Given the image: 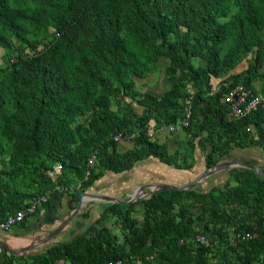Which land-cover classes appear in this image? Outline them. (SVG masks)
I'll return each mask as SVG.
<instances>
[{
    "label": "trees",
    "instance_id": "obj_1",
    "mask_svg": "<svg viewBox=\"0 0 264 264\" xmlns=\"http://www.w3.org/2000/svg\"><path fill=\"white\" fill-rule=\"evenodd\" d=\"M230 5L235 12L225 22L218 21L226 16ZM39 26L52 29L45 33L42 48L29 55L17 53L5 67H0V139L11 143L14 161L30 163L37 195L30 194L28 202L21 205L25 194L9 184L8 172L0 170V221L47 191L48 195L55 192L53 182L45 174L54 163L61 164L58 182L80 185L77 190L65 192L68 211L74 208L79 194L89 190L105 170L121 175L140 161L154 159L165 168H172L178 177H192L182 183L150 184L181 186L195 180L196 170H191L186 160L197 139L210 144L221 160L264 168V158L248 152L251 143L264 149V107L234 118L228 116L226 105L220 102V91L212 94V100L201 98L198 91L192 96L188 124L183 127L189 136V148L182 154L177 149L168 153L164 144L150 140L146 132L150 121L159 128L178 120L182 109L177 98L182 95L175 86L177 79L167 75L164 81L168 89L160 95L140 93L134 83V78L155 71L154 62L160 56L168 59L169 67L186 70L194 79L199 78V69L192 66L190 57L197 54L205 61L206 76L213 77L225 68H233L253 49L259 60L264 50V40L258 35L264 31V0H0L1 48H11V37L33 48L37 40L29 41L26 36L34 34ZM231 37L233 42L219 57L223 44ZM196 45L203 46L204 52H198ZM256 75L254 68L247 67L241 81L233 75L227 83H241L253 93L264 95V91H256L251 85ZM261 77L264 80V73ZM119 94L129 99L130 116L120 109H111L110 97ZM131 102L142 107L140 115L132 111ZM77 117L86 120L74 123ZM123 128L133 136L137 131L132 138L135 147L118 152L111 137ZM248 131L253 132L250 135ZM93 151L95 159L87 165L85 158ZM204 162L207 168L214 164L210 155L204 157ZM225 172L234 185L212 192L210 189L223 181ZM210 175L188 189H163L143 199L139 234L133 228L135 219L128 217L130 204L106 202V211L118 216L131 232L130 236L122 234L126 248L115 245L103 226L86 238L79 226L72 225L66 231L67 224L56 234L63 235L61 240H44V248L31 253L26 264H106L116 259L121 260L120 264H187L191 251L201 258L219 254L223 261L231 263L220 250L221 244L235 255L242 251V256L235 258L244 260L232 264H249L246 255L249 251H262L264 244L254 242L261 236L248 223L229 239L205 223L204 232L216 240L210 246L194 248L188 243L193 237V224L201 215L215 211L223 225L233 223L241 207L234 210L228 206L230 203L241 205L252 200L250 211L256 214L264 199V187L253 192L256 174L252 169L226 167ZM48 199L41 206L47 207ZM196 200L201 213L193 216L189 210ZM223 204L228 208L222 212L219 209ZM88 216V210H79L69 223L81 218V228L85 230ZM29 217L15 225L25 226ZM101 217L95 219V224ZM64 230L71 235L64 237ZM246 231L256 235L239 239ZM149 254H153L152 258L144 259ZM261 260L259 264H264Z\"/></svg>",
    "mask_w": 264,
    "mask_h": 264
},
{
    "label": "rangeland",
    "instance_id": "obj_2",
    "mask_svg": "<svg viewBox=\"0 0 264 264\" xmlns=\"http://www.w3.org/2000/svg\"><path fill=\"white\" fill-rule=\"evenodd\" d=\"M235 7L233 5H230L229 10L224 17H219L218 21L225 22L228 16L235 12ZM51 28L49 27H43L39 26L38 29L35 31L34 34H28L26 38L31 41L33 38L37 40V42L34 44L33 48H30L29 46H26L25 44L15 40L13 37H11V43L12 46L9 50H5L0 47V67H5L7 60H9L13 55L19 53L23 55H29L33 53L36 50H39L42 48V42L45 39V33L51 32ZM259 37L264 40V31L258 34ZM233 42V38H229L222 46L221 50L218 53V56L221 57L223 54L227 51L230 44ZM198 52H204V47L196 45L195 47ZM263 57H261L259 60L256 59V53L255 49L249 51L245 56H243L240 60H238L235 64V66L231 69H223L221 70L220 74L217 77L213 76H206L205 72L203 71L205 61L203 60V57H201L200 54H197V56L190 57V62L194 68L199 69V78L194 79L190 77L188 71L182 70L179 68H171L169 67V61L167 58L160 56L156 59L154 62L155 71L148 75L147 80L143 79H135V88L140 92L142 90H149L153 94H159L165 88L168 86V84L164 81L166 76L171 74L174 78L177 79V82L175 84L176 88L179 90L182 96L178 97L177 100L179 102V105L181 106V113L179 115V118L177 122H179L182 117V113L186 110H191L192 103V96L196 92L199 91V94L201 95V98L206 100H212V94H214L217 91H220L221 86H223L224 83H227L229 80L232 79L233 75H238L237 80H242V74L245 71V69L254 68L257 71V75L253 78L251 81V85L254 90L256 91H264V80L261 77L264 73V50L262 53ZM163 89H162V87ZM211 92V93H210ZM129 99L127 97H124L123 95L119 96H111L110 97V107L112 110L120 109V111L130 116L131 109L128 107ZM189 108V109H188ZM198 111V110H197ZM120 115V114H119ZM197 118H199V115H197ZM86 120V117H77L74 120V123H84ZM149 123L147 124L148 128ZM127 128V127H126ZM126 128H123L122 132L124 134L128 131H126ZM180 129L176 131H168L166 128L161 132L162 135H167L168 138H174L175 136H178L179 131L181 132L180 138L177 140V150L179 154H182L184 152L185 148L188 149V139L189 136L187 133H185V128L180 126ZM249 134L253 131H248ZM127 134V133H126ZM137 134V131H135L134 136ZM123 142L119 141L116 143L117 150H121L123 148ZM235 151L240 150L239 148H233ZM94 152V151H93ZM89 153L87 158L93 153ZM248 152L250 155L264 158V149L260 148L259 146H256L254 144H249L248 146ZM206 155L212 156L214 165L219 164L225 160H221L220 158H217V154L215 150H212L210 144L206 143L204 144L201 139H197V141L194 142L193 148H191V151L188 153V159L186 162L191 164V170L195 169L196 172L194 176H199L209 168L205 166L204 157ZM87 158H85L87 160ZM250 159V158H249ZM91 165V164H90ZM232 167V166H230ZM228 168V167H227ZM264 170V168H259ZM0 170H3L5 172H8L10 177H8L9 184L13 187L18 189L21 193L25 194V197L21 201V205L28 202L30 199V194L37 195L36 193V176L34 170L30 167V163L26 164H20L16 161H14L11 158V143L0 139ZM255 172V178L253 180L256 187L253 188V192L256 191L257 188L260 190H263L264 187V173L262 172ZM190 176V175H187ZM211 176V175H209ZM219 177V176H218ZM221 177V176H220ZM223 181L220 183H217L212 186L210 190L214 193H218L219 191L225 190L227 187L234 185V182L232 181L230 175L228 172H225L223 174ZM192 178V177H191ZM191 178H185L183 176L178 177V183H182L185 181L191 180ZM139 187V186H138ZM138 187H134L131 191L132 193H128L127 196H122L123 198L120 200L127 201L131 200L128 204H130V211L128 213L129 218L135 219L136 223L133 226V228L136 229V232L139 234V230L141 228V222L143 220V213L144 208L142 205V200L150 196L151 194L155 193L156 191H152L151 188L146 187L142 190H139ZM252 192V193H253ZM254 194V193H253ZM185 202H189V200H185ZM227 205V204H226ZM221 205L220 209L222 212L224 210H227L228 206H230L232 209L236 210V208L239 209V213L236 215V219L233 223L229 224H222L221 219H217L215 217V211L210 214H203L200 216V219L198 222H195L193 224V237L189 239L188 243L189 245L194 248V236L195 234H207L204 232L205 226L207 228H214L215 232H220L223 234L224 238H231L234 234L238 233L240 230V226H244L245 224H250L252 226L251 230L257 231V234H260V239L255 238L254 242H260L264 244V199L261 204V206L255 211L256 214H253L251 210L252 206L254 205V202L252 200H247V202H243V204H237L236 202L230 203L228 206ZM13 210V209H12ZM72 211V210H70ZM193 216L198 215L201 213L200 209V203L199 201H195V205L190 208L189 210ZM35 213L33 214V216ZM241 217L246 218V221H243ZM207 220H209L207 222ZM26 224H30L32 221L31 218H27ZM93 221V220H92ZM34 222V221H33ZM32 222V223H33ZM206 225L204 226V224ZM73 224V223H72ZM17 226L14 225L8 229V234L16 233ZM77 226V225H76ZM105 227L108 231L109 236L113 238V242L115 245L122 244L124 245V248L127 247L126 243H124L125 239L122 234H127L130 236L131 232L126 226L124 225V222L118 218L116 215H108L106 219L101 223L98 222L95 224V221L86 228L85 230L83 227H78L79 231L83 232V235L87 238L89 236H93L95 233L96 228L99 227ZM242 229V228H241ZM38 230V229H35ZM67 231V230H66ZM65 231L64 237L70 236L71 234ZM5 231L0 230V237H3V234ZM211 234V233H209ZM60 235V234H59ZM54 235L52 237H47L48 234L43 238L48 243L56 242L61 240L63 235ZM212 236V234H211ZM214 236V235H213ZM141 236L139 235V238ZM209 237V236H208ZM169 240V238H167ZM261 240V241H260ZM123 242V243H122ZM46 242H43L41 244H36L37 246L34 249L30 248V240L26 242V244L22 245L21 249L19 251L12 250V248L7 245L5 247V244H0V264H26L29 263L31 260L30 254L34 252H38V250L41 248H44V245ZM220 250L222 252H225L227 260L230 259L231 263H227L226 261H223L219 254H208L205 257H198L193 251L190 253V261L187 264H232L233 262H241L244 259L243 258H235L242 256V251L239 250L238 255H235L233 252H231L229 249L225 247L224 244L220 245ZM33 247V246H32ZM191 248V247H190ZM188 248V249H190ZM247 249H250L249 246H247ZM246 261L248 260L249 264H259V262L264 259V249L257 254H254V252L249 251V254L245 257ZM58 264H66L59 262Z\"/></svg>",
    "mask_w": 264,
    "mask_h": 264
},
{
    "label": "crops",
    "instance_id": "obj_3",
    "mask_svg": "<svg viewBox=\"0 0 264 264\" xmlns=\"http://www.w3.org/2000/svg\"><path fill=\"white\" fill-rule=\"evenodd\" d=\"M149 75V74H148ZM148 75L142 78H134L135 79H143L147 80ZM161 86V85H160ZM162 87V86H161ZM136 89V88H135ZM163 89V87H162ZM168 89V86L160 92L159 94H153L149 90H142L140 93H151L152 95H160L164 93ZM130 106L132 111L136 115H140L142 111V107L135 102H131ZM153 121L149 122L146 135L150 140L157 142L158 144H164L166 146V150L168 153L173 152L177 149V140L181 136V128L177 127L173 131L180 129L178 136L174 138H168L167 135H162L161 132L164 130V127L161 126L159 128H155ZM172 131V132H173ZM123 142V148L121 150H117L118 152H125L127 150H132L135 147L134 141L132 138L120 140ZM119 142V141H118ZM117 143V142H116ZM226 161V160H225ZM172 168H165L160 165L154 159L150 162L148 161H140L137 162L129 172H124L122 176L111 172L109 170H105L103 174L98 177L93 186L89 190H84L83 193L89 194L82 199L79 210L84 211L88 210V222L89 226L95 221L96 218H100L99 222H103L110 213L107 210L108 201L99 199L96 196H102L100 194H106L110 197H116L118 199H122V196H127L128 193H132L134 187H138L141 184H150L152 182H164V183H178V174L171 170ZM195 170V169H192ZM175 173V175H173ZM118 185V186H117ZM82 193V192H81ZM49 204L47 207L43 205L38 208V211L35 215H31L30 224H25V226L20 227L17 226V231H13V234H8V230L5 231L3 237H0V244L9 245L12 250L19 251L22 245L26 244L28 240H30V248L34 249L36 244H41L44 241V237L51 230H53L71 211H68L67 208V200L68 195L63 192H53L49 195ZM78 210V212H79ZM77 212V213H78ZM76 213V214H77ZM93 220V221H92ZM34 221V222H33ZM33 222V223H32ZM87 221H85L86 223ZM84 224V221L80 218L79 220L74 218L73 224L68 223L67 228L65 230H69L71 226H79L81 227ZM16 226V225H15ZM87 227V228H88ZM77 228V227H76ZM38 229V230H35ZM64 230V231H65ZM33 246V247H32ZM37 246H35L36 248Z\"/></svg>",
    "mask_w": 264,
    "mask_h": 264
},
{
    "label": "built area",
    "instance_id": "obj_4",
    "mask_svg": "<svg viewBox=\"0 0 264 264\" xmlns=\"http://www.w3.org/2000/svg\"><path fill=\"white\" fill-rule=\"evenodd\" d=\"M224 89L220 90L221 97L220 102L226 105L228 110V116L238 118L245 116L258 106L264 107V95L260 93H253L249 88H246L241 83H235L230 85L229 83L223 84ZM211 93V92H210ZM182 119L179 122L169 123L165 126L166 130L173 131L177 127L180 126L185 127L188 124L189 120V110H186L181 115ZM248 130V128H247ZM133 137V133H125L124 132H117L112 135L111 139L114 142H118L120 140H125ZM95 159V152H93L89 158L86 160V164L90 165L93 163ZM61 172V164L54 163L52 166L45 171V174L48 179L53 182L52 190L55 192H69L73 190L79 189V183L74 185L72 184H63L57 181L58 176ZM48 192L44 195L39 196L38 198L29 202L25 207L18 209L16 211L11 212L8 214L2 221H0V230L7 231L10 227L14 226L16 223L20 222L22 219L29 217L36 209H38L42 203H44L49 195ZM256 235L253 231H246L240 234L239 239L241 240H248ZM209 236V237H208ZM216 238L211 236L210 234H195L194 236V243L195 245H203V246H210L212 241H215ZM181 242V241H180ZM153 254H149L144 256V259L149 260L151 259ZM138 262V260H137ZM121 260H111L108 261L106 264H120Z\"/></svg>",
    "mask_w": 264,
    "mask_h": 264
},
{
    "label": "water",
    "instance_id": "obj_5",
    "mask_svg": "<svg viewBox=\"0 0 264 264\" xmlns=\"http://www.w3.org/2000/svg\"><path fill=\"white\" fill-rule=\"evenodd\" d=\"M230 166H232V167H234V166L245 167V168H249V169H252L254 171H257V172L264 173V170H262V169H259L257 167H253L251 165H248V164H245V163H242L239 161H223L219 164H216V165L210 167L208 170H206L205 172L200 174L195 180H193L187 184L181 185V186H172V185H168V184L156 183V184H142L138 187V189L142 190L143 188H146V187L151 188L152 191H159V190H163V189H179V190L188 189L193 184L199 182L201 179L209 176L210 174H212V173H214L220 169L230 167ZM86 196H89V194H86L83 192L79 194V197H78L76 204H75L74 208L72 209V211L53 230H51L48 233V236H47L48 238L58 234L69 223V221L73 218V216L78 212L82 199ZM96 197H98L99 199L106 200L108 202H115V203H126V204H128L131 201V200L123 201V200H120L116 197H110V196H96ZM5 247H7V246L5 245Z\"/></svg>",
    "mask_w": 264,
    "mask_h": 264
}]
</instances>
